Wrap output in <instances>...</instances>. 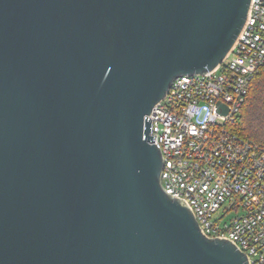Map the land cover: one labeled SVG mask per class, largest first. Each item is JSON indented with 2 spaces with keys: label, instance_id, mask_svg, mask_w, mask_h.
<instances>
[{
  "label": "water",
  "instance_id": "obj_1",
  "mask_svg": "<svg viewBox=\"0 0 264 264\" xmlns=\"http://www.w3.org/2000/svg\"><path fill=\"white\" fill-rule=\"evenodd\" d=\"M250 2L0 0V264H249L163 189L148 117Z\"/></svg>",
  "mask_w": 264,
  "mask_h": 264
},
{
  "label": "built area",
  "instance_id": "obj_2",
  "mask_svg": "<svg viewBox=\"0 0 264 264\" xmlns=\"http://www.w3.org/2000/svg\"><path fill=\"white\" fill-rule=\"evenodd\" d=\"M261 67L264 0H251L224 61L176 77L148 117L162 154L163 189L187 204L207 236L233 241L249 264H264V146L240 139L229 124ZM232 210L236 215L223 221Z\"/></svg>",
  "mask_w": 264,
  "mask_h": 264
},
{
  "label": "trees",
  "instance_id": "obj_3",
  "mask_svg": "<svg viewBox=\"0 0 264 264\" xmlns=\"http://www.w3.org/2000/svg\"><path fill=\"white\" fill-rule=\"evenodd\" d=\"M229 128L240 139L264 146V67L254 75Z\"/></svg>",
  "mask_w": 264,
  "mask_h": 264
},
{
  "label": "rangeland",
  "instance_id": "obj_4",
  "mask_svg": "<svg viewBox=\"0 0 264 264\" xmlns=\"http://www.w3.org/2000/svg\"><path fill=\"white\" fill-rule=\"evenodd\" d=\"M227 204H224L216 213H215V218L219 217L220 215L223 214V212L225 211L224 209H226ZM236 215L235 211H229L227 212L224 217H223V221H229L232 217H234Z\"/></svg>",
  "mask_w": 264,
  "mask_h": 264
}]
</instances>
